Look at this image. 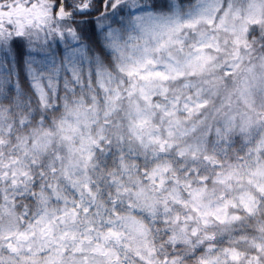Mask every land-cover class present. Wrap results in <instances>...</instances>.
Returning <instances> with one entry per match:
<instances>
[{
	"label": "clouds",
	"instance_id": "clouds-1",
	"mask_svg": "<svg viewBox=\"0 0 264 264\" xmlns=\"http://www.w3.org/2000/svg\"><path fill=\"white\" fill-rule=\"evenodd\" d=\"M119 2L126 11L112 27L121 29V52L108 53L104 80L92 91L86 83L83 93L69 94L70 102L85 104L78 125L64 107L63 90L47 108L27 94L0 99V260L237 264L236 251L239 264H264V151H256L264 127H254L250 137L231 127L233 118L255 120L264 103V25H246L248 47L240 46L237 60L233 33L216 25L232 4L240 15H229L227 27L239 34L250 0H221L209 13L215 22L199 19L194 28L183 25L206 0H183L184 15L171 26L138 23L131 0ZM151 3L137 0L149 10ZM204 37L218 40L219 51L206 49L207 66L191 68L187 62ZM146 60L153 61L147 70L167 71L171 64L183 76L127 75ZM253 67L255 81L247 72ZM245 82L256 111L240 96ZM197 101L205 106L195 108ZM66 118L75 132L61 131Z\"/></svg>",
	"mask_w": 264,
	"mask_h": 264
},
{
	"label": "snow or ice",
	"instance_id": "snow-or-ice-1",
	"mask_svg": "<svg viewBox=\"0 0 264 264\" xmlns=\"http://www.w3.org/2000/svg\"><path fill=\"white\" fill-rule=\"evenodd\" d=\"M220 3L221 0H206L207 6L189 13L197 18L183 26L194 28L199 19H205L209 24H213L217 18L210 17L209 13L210 10H218L217 6ZM150 8L151 10L147 7L142 8L137 5V0H131L130 9L140 13L136 21L141 24L147 21L154 25L162 23L171 26L184 15L183 0H152ZM125 11L126 6L119 0H0V99L10 101L15 97L16 100H22L27 94L30 100L38 99L39 104L47 108L59 99V92L63 90L64 107L70 115L76 117L78 125L80 116H87L86 112H81L85 104L78 101L70 102L69 94L76 95L77 89L83 93L86 83L89 86L88 90L92 91L90 86L93 83L104 80L106 73L103 68L108 53L121 52V29L113 28L112 24L118 23L117 17L124 16ZM229 15L235 19L240 15V10L229 4L228 11L219 17V24L216 27L218 30L233 33L234 57L240 60V46L243 44L245 48L248 47L247 41L242 39L243 34L248 31L246 25L248 23L264 25V0H250L247 14L244 16L245 24L241 26L239 34L235 26L232 29L227 27ZM171 30L169 27V31ZM252 31L255 33V29ZM206 49L219 51L218 40L213 44L211 39L204 37L196 48L198 54L189 59L188 66L201 70L205 68L211 59ZM152 63V60L138 63L127 72V75L136 76L143 81L156 79L168 81L174 78L172 73L183 76V70L171 64L167 71L147 70L146 65ZM232 67L239 68L240 65L237 63ZM123 70L122 68L121 71ZM247 72L253 81L257 79L254 67L248 68ZM111 79L109 75L108 83H111ZM140 91L143 98L147 99L144 95L145 90L141 88ZM251 94L250 82H245L240 96L251 111H256L255 105L249 102ZM112 99L113 102L118 101L119 95ZM204 106L205 104L199 101L195 103L197 109ZM184 107L189 111L193 110L187 102ZM262 117L264 103L261 104L255 120L251 115L242 116L240 123L237 124L233 118L231 127H239L241 133L247 129L250 137L254 127H264V123H261ZM3 118L4 112L0 109V121ZM76 130L77 127L69 119L61 121V131ZM64 138L70 139L69 136ZM256 151H264V139L257 144ZM242 203L246 210L251 211L248 203ZM84 210L88 211L87 208ZM72 238L75 239V236ZM151 251L148 250L149 255ZM141 259L146 260L143 254ZM232 259L239 264V254L236 251L232 252ZM0 264H3L2 260ZM146 264H151V261H146ZM173 264H180L179 258L174 260ZM201 264L207 262L202 260Z\"/></svg>",
	"mask_w": 264,
	"mask_h": 264
}]
</instances>
